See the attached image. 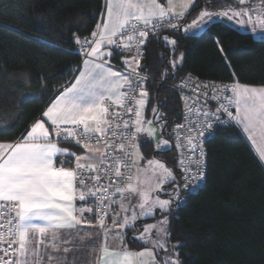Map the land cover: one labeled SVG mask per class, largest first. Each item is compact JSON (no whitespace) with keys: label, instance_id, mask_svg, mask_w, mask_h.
I'll return each instance as SVG.
<instances>
[{"label":"snow or ice","instance_id":"1","mask_svg":"<svg viewBox=\"0 0 264 264\" xmlns=\"http://www.w3.org/2000/svg\"><path fill=\"white\" fill-rule=\"evenodd\" d=\"M237 3L242 7L201 11L184 30L200 28L214 17L250 24L253 32L264 30V18L257 15L258 10L264 15V0L258 6H252L251 0ZM194 5L195 0H106L102 19L90 37L81 40L73 35L84 57L73 81L58 90L25 135L15 142H0V264H67L66 256L56 255L71 251L60 247L71 243L61 233L75 230L79 235L84 225L98 229L96 236L103 235L96 264H182L177 245H168L173 199L165 185H172L175 191L180 187L177 177L156 159L148 160L147 167L140 165L144 157L139 152V138H153L154 120L160 121L155 107L154 120L145 118L148 78L140 71L149 37L164 29L179 31L181 18ZM157 40L171 45L173 52L178 46L169 36H157ZM120 53L131 54L122 59L123 70L110 62ZM182 62L183 53L179 60L171 61L172 68ZM190 90L194 97L181 98L183 123L175 124L168 133L180 150L176 166L182 171L185 187L190 178H205L203 145L215 124L223 122L222 115L242 127L253 143L257 137L264 143V84L196 81ZM210 101L216 102L214 110ZM168 123L163 121L161 130ZM64 142L74 143L83 152L60 147ZM156 148L170 150L171 144L161 139ZM259 155L264 160V149ZM61 156L68 159L60 160ZM162 192L169 198H161ZM157 211L160 219L156 223L125 239L137 221ZM109 219L111 227L106 225ZM85 236L93 233L80 238ZM109 236L118 241L115 247L108 245ZM135 242L143 247L134 250L127 246Z\"/></svg>","mask_w":264,"mask_h":264},{"label":"trees","instance_id":"2","mask_svg":"<svg viewBox=\"0 0 264 264\" xmlns=\"http://www.w3.org/2000/svg\"><path fill=\"white\" fill-rule=\"evenodd\" d=\"M232 3L196 0L182 31L158 35L178 41L174 52L157 36L145 46L142 70L150 77L145 111L154 120L155 107L160 121L154 122H169L162 130L168 141L167 129L181 108L172 84L186 73L264 84V37L241 31L223 17H214L200 33L184 30L202 8L217 13ZM103 7L104 0H0V141L19 139L73 79L82 59L72 37L90 35ZM181 53L183 62L173 69L171 61ZM206 148L205 183L182 206L172 205L170 240L177 243L182 264H264V167L236 127L217 130ZM142 150L167 164L178 182L172 144L170 150L159 151L144 141Z\"/></svg>","mask_w":264,"mask_h":264},{"label":"crops","instance_id":"3","mask_svg":"<svg viewBox=\"0 0 264 264\" xmlns=\"http://www.w3.org/2000/svg\"><path fill=\"white\" fill-rule=\"evenodd\" d=\"M236 2H237V0H235ZM105 2H106V0H104V7H103V10H102V12L101 13H103L104 11H105ZM161 2H164V0H161ZM195 3H196V0H195ZM252 3H255L256 5H258V3H261V0H251V4ZM238 6L239 7H242V6H240L239 4H238ZM193 7V6H192ZM192 7H191V9H192ZM190 9V10H191ZM203 10H207V11H210V12H212L211 10H209V9H207V8H202L197 14H196V16L194 17V18H192L191 20H189L188 22H187V25H189V24H191L192 23V21L193 20H195L197 17H198V15H199V13L201 12V11H203ZM227 10V9H226ZM226 10H223V11H226ZM214 13V12H213ZM257 15H259L260 16V18H264V15H262L261 13H260V11L258 10V12H257ZM187 18V15L186 16H184L183 18H181V20H183V19H186ZM255 18V17H254ZM101 19H102V16L100 15L99 16V21H98V23L101 21ZM243 19H246V18H243ZM225 20H226V22H228L229 24H232L233 26H235L236 28H238V29H240L241 31H252L251 30V28H252V26L249 24V25H247V26H245V25H242V24H239V23H237L235 20H233V21H229V20H227L226 18H225ZM186 25V26H187ZM206 25H207V23L206 24H203L200 28H195V29H193V30H190V31H187V32H194V31H196V30H200V31H203L204 29H205V27H206ZM185 26V27H186ZM259 29V28H258ZM253 32V31H252ZM255 33V32H254ZM124 57H126V56H124V55H115L113 58H111V64H112V66L115 68V69H117V70H119L117 67H116V63H122V59L124 58ZM82 64V63H81ZM81 64H80V66H81ZM123 64V63H122ZM79 66V67H80ZM77 74V71H76V73H75V75ZM74 75V76H75ZM73 81V79L70 81V82H72ZM70 82L67 84V85H65V86H68L69 84H70ZM242 84V83H241ZM247 85H249V84H247ZM58 94V92L55 94V96ZM54 96V97H55ZM53 97V98H54ZM52 98V99H53ZM51 99V100H52ZM50 100V101H51ZM50 103V102H49ZM49 103L47 104V106L44 108V110L43 111H45L46 110V108L49 106ZM43 111H42V113H43ZM42 113H41V115H42ZM41 115L38 117V118H40L41 117ZM144 115H145V117H146V119H152L149 115H148V113L146 112V111H144ZM37 118V119H38ZM36 119V120H37ZM36 120H34V121H36ZM33 121V122H34ZM33 122H32V124H33ZM31 124V125H32ZM30 125V126H31ZM30 126H29V128H30ZM29 128L25 131V133L23 134V135H25L26 134V132L29 130ZM237 128H238V130L240 131V133L243 135V137L246 139V141L248 142V144L250 145V147L252 148V150H253V152L255 153V155H256V157L258 158V160L260 161V163L262 164V166L264 167V160H262L261 158H260V155H259V152H260V150L261 149H264V143H261V141H260V139H259V137H257V140H256V143H253L249 138H248V134L247 133H245L244 131H243V128L242 127H240V126H237ZM22 135V136H23ZM21 136V137H22ZM20 137V138H21ZM19 138V139H20ZM19 139H17V140H19ZM17 140H14V141H0V142H15V141H17ZM168 140V139H167ZM145 141H151L149 138H147ZM152 143H153V145H154V147H155V149L157 150V148H156V144H155V142H153V141H151ZM143 144V141H142V143H141V145ZM171 144V143H170ZM60 147H62V148H68L69 150H71V151H73V152H76L77 154H81L82 152H83V149H81V148H79L78 146H75V145H68V144H60ZM160 151V150H159ZM59 159L60 160H65V159H68L67 157H64V156H61V157H59ZM159 159V158H158ZM162 161V160H161ZM163 162V161H162ZM164 163V162H163ZM68 166H71V165H68ZM176 176V175H175ZM79 203V202H78ZM86 215H90V214H86ZM155 218H159V215H158V213H156V216L155 217H150V218H146V219H142V220H140L139 222H140V224H142V223H147V222H149L151 219H155ZM107 226L108 227H111V220L109 219V222L107 223ZM137 229H139V227H136ZM98 231V229H96V228H90L89 226H87V225H84V226H82L81 227V229H80V234L79 235H77L76 234V232H75V230H73L71 233H61V236L64 238V239H67V240H70L71 241V243H69V244H61L60 245V247L61 248H63V247H68V248H70L71 249V251H69L68 253H64V252H59V253H56V255H58V256H60V257H64V256H66L67 257V264H96V262H97V259H98V257H99V255H100V252H99V249H100V247H101V242H102V240H103V235L101 234L100 236H96L95 235V233ZM86 232H91V233H93V236L92 237H87V236H85L84 237V239H81L80 237L81 236H84V233H86ZM129 233H131V231L129 232ZM128 233V234H129ZM133 235H136V233H133L132 232V236ZM128 237H130L129 235L127 236V237H125V239L127 240L128 239ZM107 243H108V245L109 246H111V247H115L117 244H118V241H116V240H114L111 236H109V238H108V240H107ZM130 249H134V250H139L140 248H142L143 246H141V247H138V248H135V247H133L130 243H128V245H127ZM94 249H95V251H94ZM53 264H55V262H53Z\"/></svg>","mask_w":264,"mask_h":264},{"label":"built area","instance_id":"4","mask_svg":"<svg viewBox=\"0 0 264 264\" xmlns=\"http://www.w3.org/2000/svg\"><path fill=\"white\" fill-rule=\"evenodd\" d=\"M180 24H181V29L179 31L176 30H169V29H164L163 31H160L156 34V36H158L159 34L166 32V31H172V32H180L183 30V20H180ZM91 35V34H90ZM90 35L86 36V37H90ZM151 37V36H150ZM149 37V38H150ZM83 39V38H82ZM81 39V40H82ZM75 52L81 57V59L83 60V54L80 50V45H78L76 43L75 45ZM143 52H145V48L143 49ZM121 55L124 56H128L131 55L130 53H120ZM116 67L119 70H123L124 65L122 63H116L115 64ZM142 65H143V58L141 59V71L140 74L142 76H146L148 79L147 81L150 79V77L142 70ZM188 77H192L193 79L191 81L188 80ZM147 81L145 82V87L147 89ZM202 82V83H215L217 85L220 84H229L233 81H219V80H205L200 78L198 75L193 74L191 72L186 73L185 75H183L182 77H180L179 79H177L173 84L172 87L175 90V92L177 93L179 100H180V117L175 120L173 123L170 124L169 128L167 129V136L169 138L170 143L172 144L173 148L176 151V161H178V159L180 158V150H177L175 148V137L174 136H170L168 135L169 132L172 131V129L175 127V124L177 123H183L184 121V101L181 99L183 96H193L194 97V93L190 90L191 86L196 82ZM182 82H185V84H187V86H183ZM61 89V88H60ZM59 89V90H60ZM210 103L212 104L213 110L216 107V102L214 101H210ZM231 110L234 111V106H232ZM222 121L221 123H217L215 124L214 130L212 132L211 135H208L206 137V142L212 138L214 136V134L217 132V130L221 129V128H227V127H236L237 125H235L234 122L228 121V118L226 115H222ZM238 129V128H237ZM206 142L204 143V149L206 151V156L204 158V164H203V171L205 172V178L202 180L196 179V178H190L187 181V186L185 187V180L183 178L182 175V171L181 169L178 168V182L177 184L180 186L179 188H177L175 191L177 192V199L175 200V205L176 207L182 206L186 200L188 199L189 195L193 192H196L200 187H202L205 183V179H206V173H207V168H208V151L206 148ZM61 144H68V145H75L74 143H61ZM76 146V145H75ZM196 157H193V159H195ZM193 169L195 171V166H193ZM108 223V220L106 221V225Z\"/></svg>","mask_w":264,"mask_h":264},{"label":"rangeland","instance_id":"5","mask_svg":"<svg viewBox=\"0 0 264 264\" xmlns=\"http://www.w3.org/2000/svg\"><path fill=\"white\" fill-rule=\"evenodd\" d=\"M232 1H233L232 4H229V5L224 6V7H226L225 9L229 10V9L239 8L238 3H237L235 0H232ZM251 5H252V6H258V5H260V3H258V5H256L255 3H252ZM240 6H241V5H240ZM200 32H201L200 30H199V31L196 30V31H194L193 33H200ZM255 34H257L258 36L264 37V30H260V29H258L257 31H255ZM145 118H146V117H145ZM154 126L156 127V133H155V136H154L153 138H149V139H150L151 141L155 142V144L157 145V144H159V142H160L161 139H165V140H167V139H166L164 136H162L161 125H160L159 123H157V122H154ZM146 139H147V137H145V136H143V135L139 138V140L141 141V143H142V141L144 142ZM141 143L139 144V152H140V153L143 155V157H144V159H143L142 161H140V165H141V167H147V161L150 160V159H156V160L161 161L160 159H158V157H156V156H154V155H152V157H149V158L146 157L145 153H144L143 150H142V145H141ZM161 162H162V161H161ZM166 166L168 167L167 164H166ZM169 168H170V167H169ZM168 186H169V185H165V190H166L168 193H171V197H172V199H173V204H175V200L177 199V198H176V197H177V192L174 191L173 188H169ZM160 195H161V198H164V199L169 198V196L165 195L163 192L160 193ZM126 203H127V202H126ZM131 203H132V205H135V204L137 203L136 198H133L132 201H131ZM173 204H172V205H173ZM173 206H175V205H173ZM175 207H176V206H175ZM176 209H177V208H176ZM138 211H139V209L137 208V212H138ZM156 213H158V215H159V212H158V211H157ZM156 213H154V215H153L152 217H155V216H156ZM168 215H169V219H170V216L173 215V214L170 212ZM146 218H150V217H142L140 220H142V219H146ZM158 219H160V215H159V218L151 219V220H150L149 222H147V223H142V224H140V222H139L140 220L137 221L136 227H139V229L135 228V229H133V230H128V233L131 231V233H129L128 235L131 237V236H132V232H133V233H136V235H137L140 231L143 230V227H144L145 225H147V224H154V223H156V221H157ZM168 245H169V248H171L172 245H177V243L172 242V241L170 240V238H169V240H168ZM177 246H178V245H177ZM175 251L179 253L180 260H181V262H183V259H182L181 256H180L179 248L176 247ZM161 255H163V253H161Z\"/></svg>","mask_w":264,"mask_h":264}]
</instances>
